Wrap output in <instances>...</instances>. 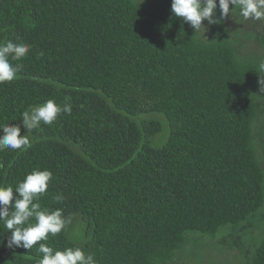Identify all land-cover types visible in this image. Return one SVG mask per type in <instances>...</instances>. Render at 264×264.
<instances>
[{"label":"trees","instance_id":"trees-1","mask_svg":"<svg viewBox=\"0 0 264 264\" xmlns=\"http://www.w3.org/2000/svg\"><path fill=\"white\" fill-rule=\"evenodd\" d=\"M170 5L0 0V44L30 46L10 60L21 66L16 78L0 84V124L24 135L25 110L48 100L72 106L33 129L30 147L0 151V186L52 173L34 202L70 223L38 244L79 247L97 264H173L190 234L215 237L264 207L253 137L264 58L239 56L223 23L199 37ZM152 115L169 127L160 145L162 121ZM76 218L82 242L68 235ZM6 231L0 221V264H37L38 244L8 248ZM252 250L248 264H264V231Z\"/></svg>","mask_w":264,"mask_h":264},{"label":"clouds","instance_id":"clouds-1","mask_svg":"<svg viewBox=\"0 0 264 264\" xmlns=\"http://www.w3.org/2000/svg\"><path fill=\"white\" fill-rule=\"evenodd\" d=\"M234 11L238 12L244 21H259L264 19V0H171L170 5L172 17L187 23L195 32L207 30L202 24L203 21L209 26L219 25L226 17L233 18ZM29 50V45L12 40L0 44V84L16 78L21 66L12 64L10 60L24 58ZM259 69V74L264 76V60L260 62ZM257 83L260 85V92L264 93V79L258 80ZM71 112L70 103H65L61 107L54 100L32 106L30 110H25L21 114V124L27 130L24 135H21L19 125L0 124L3 133L0 135V151L23 150L30 147L31 132L37 129L41 122L50 125L57 120L58 114ZM51 179L50 171L34 170L18 183L15 190L11 186H0V221L8 230L6 232H10L6 242L8 248H23L29 251L38 242L47 241L49 235L56 236L61 233L70 223L63 217L61 209L41 210L39 203L34 202L46 193ZM14 192L17 194L15 197ZM63 198L62 194L53 197L57 202ZM30 218H34L36 222L29 224ZM38 252L40 256L37 264H97L93 255H86L79 247H69L60 251L54 250L46 243H39Z\"/></svg>","mask_w":264,"mask_h":264},{"label":"rangeland","instance_id":"rangeland-1","mask_svg":"<svg viewBox=\"0 0 264 264\" xmlns=\"http://www.w3.org/2000/svg\"><path fill=\"white\" fill-rule=\"evenodd\" d=\"M146 1L142 0L143 3ZM222 23L239 56L258 61L264 58V19L244 21L238 12L234 11L233 18L226 17ZM202 24L207 30L194 32L199 37L208 39L212 34V25H207L206 21ZM259 89L260 85L257 87V96L261 110L254 125L253 137L258 161L264 172V93ZM152 117L162 121L163 131L154 140L155 145H160L169 134V127L162 116ZM83 230L81 220L76 218L68 235L72 240L82 242ZM263 231L264 207L239 226L222 229L215 237L190 234V241L178 251L173 264H248L252 248L260 240Z\"/></svg>","mask_w":264,"mask_h":264}]
</instances>
